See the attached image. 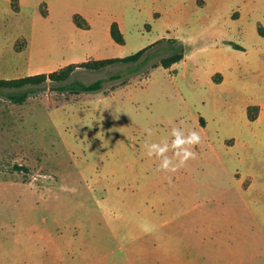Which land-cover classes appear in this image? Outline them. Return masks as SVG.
<instances>
[{"label": "rangeland", "instance_id": "obj_1", "mask_svg": "<svg viewBox=\"0 0 264 264\" xmlns=\"http://www.w3.org/2000/svg\"><path fill=\"white\" fill-rule=\"evenodd\" d=\"M260 29L264 0H0V79L186 44L168 68L162 47L138 71L78 67L70 80L106 78L91 92L0 90V264H264Z\"/></svg>", "mask_w": 264, "mask_h": 264}, {"label": "trees", "instance_id": "obj_2", "mask_svg": "<svg viewBox=\"0 0 264 264\" xmlns=\"http://www.w3.org/2000/svg\"><path fill=\"white\" fill-rule=\"evenodd\" d=\"M74 20L81 27H89L90 25L89 21L79 13L74 15ZM260 31L263 33L261 29ZM111 36L118 43L125 42V36L118 21H113L111 24ZM164 43H167V45H162ZM160 47L168 49L169 52L160 56L159 62L156 66L161 65L168 68L185 57L186 44L183 40L177 37H164L126 56L88 59L79 63H70L64 67L49 72H38L16 78H1L0 90L7 89V96L11 100L21 103L25 102L30 94L36 91L38 86L47 81L54 82L56 85H54L53 88L55 89L72 93L99 90L104 87L106 78H98L92 82H86L82 79L70 80V78L78 67H83L88 70H99L109 65L124 63L135 64L134 69L138 71L144 64L160 53ZM121 77H123V73L119 72L112 74L109 79H118ZM255 108L258 109V106ZM253 117L255 118V116ZM14 168L26 171L29 170V167L24 164H15Z\"/></svg>", "mask_w": 264, "mask_h": 264}, {"label": "clouds", "instance_id": "obj_3", "mask_svg": "<svg viewBox=\"0 0 264 264\" xmlns=\"http://www.w3.org/2000/svg\"><path fill=\"white\" fill-rule=\"evenodd\" d=\"M177 130H178L177 128L173 129L172 132L173 136H175ZM199 142H200V136L195 131L190 132L189 136L182 142L184 145L183 147L177 146L175 141H173L174 148L180 147V151L179 152L174 151V155L180 159L181 164H183L188 158H195V153L191 152L187 147H185V145H195L198 144ZM152 147L156 148L157 145L153 144ZM165 152H167V147H165L163 151H158L155 153V155L163 158L161 167L166 171H175L176 167L175 166L170 167V165L172 164V160L167 156H165L164 154ZM148 154L153 155L152 152H148Z\"/></svg>", "mask_w": 264, "mask_h": 264}, {"label": "crops", "instance_id": "obj_4", "mask_svg": "<svg viewBox=\"0 0 264 264\" xmlns=\"http://www.w3.org/2000/svg\"><path fill=\"white\" fill-rule=\"evenodd\" d=\"M246 2H252V3H256L258 2V0H245Z\"/></svg>", "mask_w": 264, "mask_h": 264}]
</instances>
